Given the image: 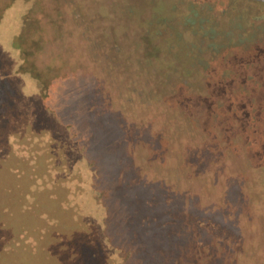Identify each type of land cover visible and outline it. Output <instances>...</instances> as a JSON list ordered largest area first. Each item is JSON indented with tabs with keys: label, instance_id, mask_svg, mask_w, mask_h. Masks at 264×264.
Here are the masks:
<instances>
[{
	"label": "rangeland",
	"instance_id": "obj_1",
	"mask_svg": "<svg viewBox=\"0 0 264 264\" xmlns=\"http://www.w3.org/2000/svg\"><path fill=\"white\" fill-rule=\"evenodd\" d=\"M197 51L205 59L197 76L237 73L232 85L264 107V0H0V234H9L0 264H235L240 251L195 253L190 232L172 244L150 232L162 243L156 258L138 251L148 233L134 219L164 199L217 212L264 254V214L250 191L256 168L244 156L202 159L208 148L196 145L217 124L199 129L200 112L175 96L185 70L165 66L187 65ZM243 187L252 203L240 200ZM136 193L153 203L145 213ZM89 195L123 250L118 261L103 258L98 215L78 204ZM251 252L240 264L260 262Z\"/></svg>",
	"mask_w": 264,
	"mask_h": 264
},
{
	"label": "trees",
	"instance_id": "obj_2",
	"mask_svg": "<svg viewBox=\"0 0 264 264\" xmlns=\"http://www.w3.org/2000/svg\"><path fill=\"white\" fill-rule=\"evenodd\" d=\"M203 36L206 35L204 34ZM143 45H147L149 51L152 50L150 47L151 44L145 43ZM212 47L214 49L217 48L213 45ZM195 54L196 55L193 56L195 57L194 60L191 62L189 61V64L187 65L182 61L178 63L174 59L167 60L165 56L164 58L165 60L169 61V63L165 65L168 70H170V68L172 69L174 66L176 68L181 66L185 70V72H183L185 74L180 76L179 79H176V81L181 84L183 81L186 84H184L185 88L180 90V92L182 91L181 94H179V92H175V96L178 99L182 98V101L185 98L186 103H190L195 111L200 112L199 120L202 123H200L199 129L204 132L208 131V125H206V122L210 121L211 119L217 124V127L210 129L212 135H215H213L212 138L208 137L209 139L205 137L201 144L196 145V148L200 149L202 146H206L208 148L206 154L204 157H202V159L206 160L208 163L213 162L214 164H218L219 160L225 156L232 161L234 155L237 157L244 156L247 160V163L250 164L249 166L255 167L257 170L258 178L256 183L259 185L254 189L252 183V190L250 191L255 193V198L257 200L255 205H259V208L262 209L261 212L264 214V107H259L256 104L255 94L250 93L249 90H242V88H239L240 85H232V83H240L242 80V78H239V75L236 72V75L229 76V73H225L224 75H220L217 78L215 75H210L205 71L204 73H200L199 76H197L196 73L199 72V67H203L205 65V59L200 57V51L195 52ZM247 60L248 61L246 64L248 66H256L259 69L263 66L262 61L259 59ZM235 65L237 64L231 63L233 68L236 67ZM188 68L189 72H187ZM255 72H258V70ZM186 74L190 76H187ZM166 77H168L167 81L169 78H171V76ZM190 77L192 79H189ZM251 77L254 79L255 74H252ZM204 80H207L208 82L210 80L219 85L220 83L225 84L226 87L221 89L218 88L219 90H210L205 87L206 83H204ZM229 98H232V101L234 100V102L228 101L227 99ZM241 98L245 99V103L241 101ZM242 190L244 191L240 195V200L243 199V202H247L248 200V202L252 203V196L250 195L249 197V195L245 194V188ZM136 197L137 193L134 198ZM136 199H138L139 205L142 204L143 213L146 212V206L153 204L142 197H138ZM77 200H79L78 204L81 206V208L83 207L85 209H89L90 212H95L98 215H94L93 220L98 230V237L101 242V246L105 252V254H103V258L107 259L109 256L110 258L112 257L118 261V254L123 250L121 251V249L116 246V243H113L114 241H112L111 237L104 231L102 219L104 218L103 216L105 215V211L103 205L99 203L97 204L91 195L83 200H80V197L78 196ZM169 201V199H164L160 202L157 201V203L153 204L154 209L152 214H143L141 217L134 219L137 221L138 230L142 229L145 234L148 233L145 238H142L139 247L138 245H135L138 251L143 246L145 250L151 253L150 256L154 258V254L156 258L157 250L160 251L158 244L162 243H158L156 239L152 238L153 235L150 237V232L154 233L155 231L161 233L164 238L162 240L164 244H172L167 240L172 239L173 242L177 236L183 235V232H190L193 238L191 237L192 242L190 240H188V242L191 243V246H195V248H197L195 253H202L205 259L213 257L215 255L214 253H216L218 250L227 251L229 252L228 256L230 255L232 257L237 251H240L241 254L238 255L236 259H234L235 264H240L241 258H246L244 253L247 254L248 252H251L248 249L252 245H255L252 241H247L243 233L240 232L235 234L232 232V229L225 218L223 219L215 217V213L217 212H212L210 209H207L201 210L200 213H196L187 206V203L186 206L180 207L177 201ZM133 203L136 204L135 202ZM12 225H9L4 229H10L12 228ZM192 226L195 227L192 228ZM195 229H200L201 233L204 230L205 231L202 233V235H200ZM7 232L11 233L10 230H7ZM4 235L7 236L9 234L1 233V240ZM88 247L95 260H103L101 256H96L93 247H90V245ZM1 250L2 248L0 244V251ZM39 252L40 249H37V253ZM251 253L260 258V262H258L259 264H264V259L262 258L264 254L259 251L257 246L254 250H252ZM14 256L19 255L14 254L13 257ZM28 256L29 255H20L19 257L26 258ZM151 261L152 260L147 261V264H150ZM212 262L215 263V261H209L210 264H212ZM253 262L254 264H258L254 261V258Z\"/></svg>",
	"mask_w": 264,
	"mask_h": 264
}]
</instances>
